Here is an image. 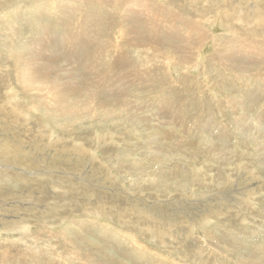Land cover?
<instances>
[{
	"label": "rangeland",
	"instance_id": "obj_1",
	"mask_svg": "<svg viewBox=\"0 0 264 264\" xmlns=\"http://www.w3.org/2000/svg\"><path fill=\"white\" fill-rule=\"evenodd\" d=\"M147 1L0 0V264H264V24Z\"/></svg>",
	"mask_w": 264,
	"mask_h": 264
},
{
	"label": "bare ground",
	"instance_id": "obj_2",
	"mask_svg": "<svg viewBox=\"0 0 264 264\" xmlns=\"http://www.w3.org/2000/svg\"><path fill=\"white\" fill-rule=\"evenodd\" d=\"M185 1H189V2H193V3H195L196 2V0H185ZM218 1V0H217ZM212 2L214 3L215 1L214 0H212ZM223 2V1H222ZM239 2V1H238ZM251 2V0H247V2H245V1H242V2H240V4H245L246 5V8H245V10H247L248 11V14H247V17L249 16H252V17H250V18H255L254 19V23L255 24H264V17L262 18L261 16L263 15V14H258V11H259V9H261V8H263L262 6H264V0H253V2L255 3V5H252V2ZM135 3L136 4H138V5H141V6H145V7H148L150 10H158V8L153 4V3H148V1L147 0H135ZM215 4V7H218V3H214ZM261 4H262V6H261ZM214 7V8H215ZM202 8V7H201ZM202 9H204V8H202ZM199 10L201 11V9L199 8ZM163 11V10H162ZM205 11V10H204ZM211 13H212V11H211ZM247 13V12H246ZM262 13H264V9L262 10ZM202 14V13H201ZM208 15V14H207ZM199 17V16H198ZM241 20L240 21H242V23L243 24H245L244 22H243V18H240ZM239 20V19H238ZM261 20H262V22H261ZM200 22H202V23H200V24H203V19L201 18V20H200ZM258 27V26H257ZM100 33H102V32H100ZM71 37V36H70ZM110 37V36H109ZM260 38V37H259ZM82 39V38H81ZM116 39V37L114 38V40ZM81 41V40H80ZM79 41V42H80ZM82 42H84V41H82ZM116 42V41H115ZM84 44H86V45H92V42H84ZM94 44H95V42H94ZM117 46V45H116ZM88 47V46H87ZM139 47V46H138ZM76 48V47H75ZM92 48V47H91ZM86 49V48H85ZM84 49V50H85ZM88 49V48H87ZM147 49V48H146ZM77 50V49H76ZM89 50V49H88ZM94 52L92 53V55L94 56V59H89V62H90V66L92 65V64H94L95 62H97L98 60H99V58L102 56H98V53L100 52V50H99V48H97V47H95L94 46ZM137 53H138V51H136ZM153 52V51H152ZM74 53H76L75 51H74ZM78 53V52H77ZM79 53H81L80 51H79ZM78 53V55L80 56V54ZM150 53V52H149ZM82 54V53H81ZM162 54V53H161ZM104 55V54H103ZM148 54H144V56H145V58H147L146 56H147ZM155 55V54H154ZM153 55V56H154ZM166 55V54H165ZM168 55H170V53L168 54ZM162 55H160V58H162L161 57ZM125 57H127V56H125ZM89 58V57H88ZM154 58V57H153ZM173 58V60L174 61H176V62H179V63H181L182 65H184V67H187V69L188 68H191L194 64V61H192L193 60V55L191 54L190 55V53H188V55H178L177 54V57H176V55L175 56H173L172 57ZM177 58V60H175ZM158 59V58H157ZM75 60V59H74ZM146 60V59H145ZM91 61H93V62H91ZM154 61V60H153ZM149 62H150V59L148 58V60H146V61H144L143 63H144V65L145 64H149ZM177 64V63H176ZM193 64V65H192ZM88 66L89 68H91V67H94V68H97L98 66ZM154 66V65H153ZM160 66V65H159ZM98 69V68H97ZM146 69V68H145ZM156 69H158V68H156ZM184 69V68H183ZM154 71V70H153ZM184 71V70H183ZM207 71V70H206ZM152 75H155V74H152ZM157 77V76H156ZM206 77H209L208 75L206 76ZM185 78V80L184 81H181V83H182V85H184V87H186V85H185V83L187 82V80L189 79V78H191V76H189V75H187V76H185L184 77ZM162 79H163V77H162ZM168 81V80H167ZM178 82V81H177ZM179 83V82H178ZM168 84V83H167ZM29 87V86H28ZM172 89V88H171ZM175 92V91H174ZM176 93V92H175ZM175 93H174V95H175ZM11 94H13V92H11L10 91V95ZM176 95H178V94H176ZM179 100V99H178ZM174 104V103H173ZM171 106V105H170ZM27 116H25V120H27V118H26ZM1 126V125H0ZM4 135H0V157H1V159H2V162L1 163H3V161H13L14 159H16V160H18L19 158L21 159V162H24L25 160H32L33 162H35V165L36 166H38L40 163H38L37 161H36V159H35V155H34V151L33 150H21L19 147H17L16 146V144L15 143H12V142H9L10 140H8V139H2V137H3ZM79 151H80V153L81 154H83V156L85 155V147L84 146H82V144L77 148ZM87 151V150H86ZM51 152V151H50ZM88 153V152H87ZM87 156H88V154H86ZM225 155V154H224ZM223 155V156H224ZM61 156H63V155H61ZM91 156V155H90ZM93 156V155H92ZM52 158H54V156H52ZM48 159H51V157H48ZM55 159H56V157H55ZM55 159H53V161H52V163H54V160ZM228 159V158H227ZM64 160L65 161H68V160H70V158L69 159H66V158H64ZM72 163V160H70V161H68V163ZM77 162H78V160H77ZM80 162V161H79ZM87 162V161H86ZM25 163V162H24ZM1 165V164H0ZM34 165V164H33ZM34 165V166H35ZM1 166H5L4 164H2ZM6 168V167H5ZM3 173H5V171L3 172ZM244 173V172H243ZM107 174H108V172H107ZM65 175V174H64ZM18 176V175H17ZM62 178V177H61ZM63 179V178H62ZM60 180V181H62L63 183H65V180ZM27 180V179H26ZM69 180V179H68ZM21 180H19V182H20ZM55 181V180H54ZM58 181V180H57ZM18 182V183H19ZM47 182V181H46ZM22 183V182H21ZM62 183V184H63ZM59 184V183H58ZM72 183H69V185H68V187H72L73 186V184L71 185ZM50 185V184H49ZM156 186V185H155ZM53 188H55V186L53 187ZM61 188V187H60ZM188 188V187H187ZM71 189V188H70ZM63 190V189H62ZM188 190V189H187ZM253 190V189H252ZM252 190H250L248 193H247V195L248 196H251V194H249V193H251L252 192ZM20 192V191H19ZM143 192V191H142ZM29 193V192H28ZM30 193H32V192H30ZM64 194V193H63ZM94 194V193H93ZM236 194V193H235ZM20 195V194H19ZM61 195V194H60ZM69 195V194H68ZM31 197H32V195H30ZM66 196V195H65ZM92 196V195H91ZM7 198V197H6ZM57 198V197H56ZM90 199V198H89ZM88 200V199H87ZM222 200V199H221ZM8 201V200H7ZM213 201V200H212ZM2 202H5V199H3V198H1L0 199V221H2V226H5V225H9V224H13L14 226H21V228H22V231L23 232H26V231H28L29 230V226L27 225V222H26V220H24L23 218H22V216L19 218V220L18 221H16V220H14L13 222H9V221H7L6 219V217H7V215L5 214V213H9V212H13L14 210H12L11 209V211H10V209H8L7 207H9L10 208V204H7L6 203V206L5 207H3V204H2ZM9 202V201H8ZM12 208V207H11ZM56 208V207H55ZM55 208H53V209H51V208H49L48 209V211L47 212H49V210H54ZM57 208H59V207H57ZM18 211V210H17ZM164 212V211H163ZM219 212V211H218ZM6 218V219H5ZM21 224V225H20ZM163 232V231H162ZM26 235V234H25ZM25 235H22V236H25ZM19 237V238H15V239H11V240H8V241H5V242H3L4 244H6V245H4V246H2V247H4V248H0V255H3V254H5V253H8V251H7V249H8V247H11V246H17V243H19V242H24L25 243V245H23V247L21 248V247H18V249H17V252H20V251H23V249H26L25 247H27V249H29V250H31V251H34L33 249L35 248H33V244L31 243V241L29 240V239H27L26 237ZM28 238H30V237H28ZM35 241H36V238L34 239ZM202 243V242H201ZM32 244V245H31ZM38 245V244H37ZM65 247V246H64ZM77 247V246H76ZM68 250H69V248H68ZM67 251V250H66ZM70 251V250H69ZM72 251V250H71ZM24 252V251H23ZM90 252V251H89ZM69 253V252H68ZM68 256H71V253L70 254H67ZM72 258H74V256L73 257H71V259ZM70 259V258H69ZM70 259V260H71ZM76 259V258H75ZM79 260V259H78ZM80 261V260H79ZM16 262V261H15ZM10 264H11V262H10ZM17 264H19V263H17ZM22 264V263H21ZM23 264H25V263H23ZM81 264V263H80ZM245 264V263H244Z\"/></svg>",
	"mask_w": 264,
	"mask_h": 264
}]
</instances>
